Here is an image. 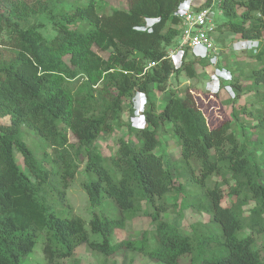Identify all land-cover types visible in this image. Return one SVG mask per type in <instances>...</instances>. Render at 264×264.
Listing matches in <instances>:
<instances>
[{"label":"trees","instance_id":"obj_1","mask_svg":"<svg viewBox=\"0 0 264 264\" xmlns=\"http://www.w3.org/2000/svg\"><path fill=\"white\" fill-rule=\"evenodd\" d=\"M180 1L131 0L128 9L109 10L94 0L56 3L48 14L55 33L45 37L39 24L29 23L34 11L27 2L0 0V29L8 30L14 51L0 62V117L9 119L0 123V264H23L37 240L43 264H77L75 249L82 244L98 256V264H131L130 252L163 264H264V139L255 145L240 141L231 119L215 115L209 110L213 105L207 108L201 93L195 94L202 100L189 86L180 97L171 92L159 110L148 99L151 84L164 91L171 75L183 71L194 78L195 65H209L208 59L193 57L176 67L167 57L177 30L162 31L176 22L172 12ZM222 9L225 19L217 30H231L250 44L264 37V0H222ZM146 19L156 21L150 29L137 28ZM239 53L255 63L229 72L233 103L241 80L264 83V44ZM226 57H220L219 67L228 70L222 63ZM137 93L144 100L142 127L121 118L128 110L124 102ZM238 111L232 107V113ZM257 120L264 129L262 111ZM122 126L135 142L120 136L103 154L97 138ZM23 128L38 138V151L25 142ZM163 128L179 147L174 176L163 154L154 151ZM82 164L87 221L71 214L66 202ZM106 198L118 216L97 212ZM187 209L209 220L183 229L165 216L169 211L181 216ZM140 215L150 218L153 229L137 239L111 241L116 229ZM120 251L118 263L112 256Z\"/></svg>","mask_w":264,"mask_h":264},{"label":"rangeland","instance_id":"obj_2","mask_svg":"<svg viewBox=\"0 0 264 264\" xmlns=\"http://www.w3.org/2000/svg\"><path fill=\"white\" fill-rule=\"evenodd\" d=\"M29 4V6L33 9L34 14L29 16V23H36L40 26L38 30L45 36L51 37L54 35V30L48 22V14L50 11L54 10V5L59 3L58 6L64 5L68 6L74 0H24ZM96 5L99 6L102 10L104 9H112V8H121L128 9L131 0H94ZM85 2V1H83ZM106 10V11H107ZM238 13L242 11V8L237 9ZM37 12V15H36ZM216 13V12H215ZM225 16L220 14L216 17L218 22L223 21ZM24 26V24L22 25ZM167 27V25L165 26ZM82 28V27H78ZM226 30V29H225ZM9 33L8 30L0 29V62L9 60L14 51L8 44ZM223 43H220L221 46ZM264 44V37L261 39V47ZM173 50H176L173 52ZM167 57L171 61V63L179 67L182 62L190 61L192 56H189L187 52L184 54H180L177 50L176 41H174L170 46L166 48ZM172 53V55H169ZM99 54L103 57L108 55V52H101ZM226 57V55H223ZM223 64L226 65L228 70H225L224 67H219L220 61L217 60L215 64H209L206 67H201L198 64L195 65V70L197 72V76L194 78H188L185 76L184 72L178 76L171 75L166 83V88L164 91H159L156 89L154 84H151L149 87V100H151L157 110L163 106L165 100L169 97L171 92H175L177 96L183 95V89L186 86H189L193 90V96L200 98L204 97V102L207 104V108L209 105H213V109L211 110L215 115L220 116L221 118H230L231 119V129L235 132L240 141L248 140L253 143V145L257 144L260 140L264 139V129L262 125L259 124L260 120H257L260 117V112L264 113V83L256 84L252 80H241L242 90L238 91L239 95L236 99L235 103L232 102L233 90L229 85L231 73L234 72L235 69L237 71L243 70L245 71L249 65H253L255 60L250 58L246 53H235L233 56H229L222 60ZM238 63V64H237ZM231 69V70H230ZM228 76V77H227ZM217 91V95L215 99H209L206 97V92L214 94ZM237 91V90H236ZM195 93H201L202 97L197 96ZM135 97L136 99H140V96ZM206 97V98H205ZM133 100V99H132ZM132 100H126L124 105L126 109L131 108V112L125 110L121 113V118L123 121L130 122L133 126L142 127L145 125L143 120V114H136L132 108ZM238 111V109L243 108L244 112L238 111L237 114L232 113V107ZM241 107V108H240ZM251 109V111H250ZM256 109H260L256 111ZM216 110V111H214ZM249 111V112H247ZM9 119L7 116L0 117V123H8ZM168 127V126H165ZM126 126L119 127L115 129L111 134H101L97 140L96 145L100 149L103 154H109L112 151V148L116 145V139L120 136H126ZM23 138L25 142L31 146V148H36L38 151V138L28 129L23 128ZM157 135L160 139L159 146L154 150L155 153L163 154V162L164 166L167 170H169L174 176L172 164L173 161L178 157L179 147L178 143L174 136L167 130L166 128L160 129L157 132ZM132 142H135L133 137H127ZM69 140L72 142L74 138L71 134H69ZM251 148V147H250ZM259 153V151H257ZM16 161L19 165L24 169L25 166L23 164V160L21 155L18 152H15ZM83 164L78 169L77 174L71 180L69 187L66 190V202L70 209V213L74 215H78L82 217L85 221L89 219V208L87 197L84 190L81 187V180L83 179ZM27 171V170H26ZM224 191L226 188L223 187ZM168 201L171 200V197H167ZM224 204L228 202V196L224 197ZM230 200V199H229ZM100 206V207H99ZM97 207V212H105L110 213V217L118 216V210L111 198H106L104 201ZM166 218L176 225L177 227H181L183 229H187L189 225L193 222L201 221L207 222L209 217L205 213L194 212L190 209L184 210L182 215H177L176 212L169 211L166 215ZM86 228L88 226L86 225ZM153 229V225L151 223L150 218L140 215L132 220L126 222L125 226L122 229H116L111 237L112 242H117L122 239H137L141 237V234L144 230ZM91 238L95 236L90 235ZM97 237V236H96ZM40 240H37V243L34 245L31 252L27 257L23 260V264H43L44 259L41 252ZM128 258H132L131 264H163L162 262L153 261L148 259L146 256L139 253H128ZM123 253L122 251L114 254L112 259L116 260L118 263L122 261ZM74 259H76L77 264H98V256L92 254L84 244L79 245L75 249ZM66 264H75L72 260H66ZM183 264L186 262L183 261Z\"/></svg>","mask_w":264,"mask_h":264},{"label":"built area","instance_id":"obj_3","mask_svg":"<svg viewBox=\"0 0 264 264\" xmlns=\"http://www.w3.org/2000/svg\"><path fill=\"white\" fill-rule=\"evenodd\" d=\"M220 14L223 15L222 0L180 1L172 12L176 22L170 23L167 27L177 30L175 41L181 55L187 52L192 58L208 59L209 64H215L222 55L233 56L242 48L251 49L252 52L257 51L260 41L254 40L250 44L249 40L231 30H217L216 17ZM154 21L156 19H146L145 25L137 28L150 29ZM167 27H164L163 33L166 32ZM220 43H223V46ZM227 73L229 74L228 71ZM137 96H140V99L132 100V108L136 114L142 113L144 108L143 97L139 93L135 97L138 98Z\"/></svg>","mask_w":264,"mask_h":264},{"label":"clouds","instance_id":"obj_4","mask_svg":"<svg viewBox=\"0 0 264 264\" xmlns=\"http://www.w3.org/2000/svg\"><path fill=\"white\" fill-rule=\"evenodd\" d=\"M257 41H260V46H259V48H261V40L259 39V40H257ZM259 48H258V49H259ZM258 49H257V50H258Z\"/></svg>","mask_w":264,"mask_h":264}]
</instances>
